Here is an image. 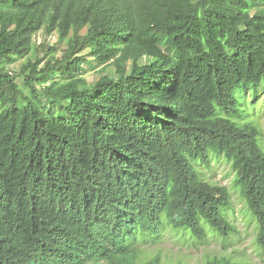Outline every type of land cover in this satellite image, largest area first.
<instances>
[{"label":"trees","instance_id":"16d2710c","mask_svg":"<svg viewBox=\"0 0 264 264\" xmlns=\"http://www.w3.org/2000/svg\"><path fill=\"white\" fill-rule=\"evenodd\" d=\"M38 32L57 39L31 60ZM263 92L264 0H0V264L227 238L231 193L200 169L221 157L264 250L263 133L238 100Z\"/></svg>","mask_w":264,"mask_h":264},{"label":"rangeland","instance_id":"374dc122","mask_svg":"<svg viewBox=\"0 0 264 264\" xmlns=\"http://www.w3.org/2000/svg\"><path fill=\"white\" fill-rule=\"evenodd\" d=\"M56 39L55 34L44 36L42 32H38L33 38V48L28 58L34 60L37 55H42L40 43L52 45ZM37 47H40L38 51ZM25 60L26 58H22L9 68L16 70ZM101 69L106 70L109 67L85 68L82 77L85 82L91 83L99 76ZM248 98L250 99V97ZM238 100L243 112L242 121L252 124L258 130L260 127L264 139V92L257 100H249L247 103L241 97H238ZM263 139L259 135L257 142L259 141L260 145L264 147ZM200 169L206 180L213 184L226 185L229 189L231 206L226 210V214L228 219L235 224L237 232L227 238L222 235L208 234L202 239L190 235L179 238L173 234H166L156 243L141 245L138 261L159 255L164 264H207L211 259L218 260L223 257L238 264H264V250H260L255 245V223L250 222V213L234 186L235 173L230 163L221 157L217 161L212 160L208 169L202 167Z\"/></svg>","mask_w":264,"mask_h":264}]
</instances>
